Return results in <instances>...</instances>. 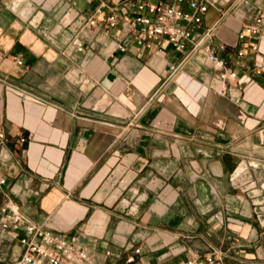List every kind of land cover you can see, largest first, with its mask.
Here are the masks:
<instances>
[{
	"label": "crops",
	"instance_id": "obj_1",
	"mask_svg": "<svg viewBox=\"0 0 264 264\" xmlns=\"http://www.w3.org/2000/svg\"><path fill=\"white\" fill-rule=\"evenodd\" d=\"M139 1L0 0V205L93 264H264V28L238 39L264 0H220L195 28L218 21L223 82L202 56L170 76L183 53L108 28Z\"/></svg>",
	"mask_w": 264,
	"mask_h": 264
},
{
	"label": "built area",
	"instance_id": "obj_2",
	"mask_svg": "<svg viewBox=\"0 0 264 264\" xmlns=\"http://www.w3.org/2000/svg\"><path fill=\"white\" fill-rule=\"evenodd\" d=\"M219 2L220 0H140L132 8L125 5L121 9L110 8L104 21L108 28L120 25V29L134 31V38L139 46L151 48V40L161 38L176 52L183 53L178 63L169 65L170 76L191 57L202 56L211 68L219 71V80L223 82L228 77L235 78L236 71L229 69L226 59L218 54L217 47L211 42L214 26L218 21L195 31V28L202 25L209 8ZM95 23V19L89 20V24ZM262 28L264 14H258L253 24L245 25L238 34V39L255 36ZM119 48L124 50L121 45ZM238 55H242V51ZM15 62L19 65L23 63L19 58ZM3 136L0 133V139ZM5 181V177L0 176L2 192L1 187ZM4 196L0 205V264H93L87 250L74 245L64 235L32 223L6 192ZM133 261L132 256L128 257L127 262ZM222 261V254L219 253L218 257L211 251L205 253L203 261L191 258L186 264H223Z\"/></svg>",
	"mask_w": 264,
	"mask_h": 264
}]
</instances>
